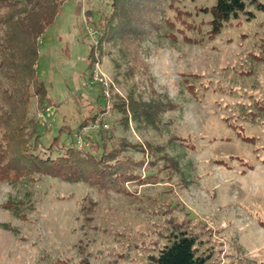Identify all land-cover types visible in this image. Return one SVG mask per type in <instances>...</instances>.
I'll return each mask as SVG.
<instances>
[{"label": "rangeland", "instance_id": "obj_1", "mask_svg": "<svg viewBox=\"0 0 264 264\" xmlns=\"http://www.w3.org/2000/svg\"><path fill=\"white\" fill-rule=\"evenodd\" d=\"M58 1L37 45L42 91L27 87L17 131L0 127V264H147L172 223L210 264H264V13L213 33L214 0H176L129 43L99 40L109 0ZM131 103L160 120L134 121ZM36 122L42 143L63 130L64 147L119 150L138 177L101 189L18 175Z\"/></svg>", "mask_w": 264, "mask_h": 264}, {"label": "trees", "instance_id": "obj_2", "mask_svg": "<svg viewBox=\"0 0 264 264\" xmlns=\"http://www.w3.org/2000/svg\"><path fill=\"white\" fill-rule=\"evenodd\" d=\"M175 1L109 0L111 12L105 18V27L99 40L122 39L131 43L146 37L154 27L156 16L164 15L165 8H170ZM61 6L62 3L58 0H0V77L4 83L7 82L3 86L0 81V101L5 102V107L0 103V127L5 129V133L19 120L21 106L23 111L26 110L27 87L33 86L36 93L42 91L44 84L38 83L36 77L38 40L46 28L52 25ZM255 12L264 13V3L261 0H214V4L208 9L211 31L217 33L224 25L241 18L251 21L255 18ZM129 52L125 53L127 59ZM87 60L89 66L94 63L93 49ZM16 83L23 85L22 92L18 90ZM142 104L134 108L133 103L128 106L133 120L155 125L160 120L158 109L150 103ZM33 128L31 138L37 141V146L31 147L34 143L30 139L28 151L21 149L20 156L16 154L13 157L12 167L9 168L18 171V175L26 173L31 177L46 175L67 182L82 181L101 189H118L122 183L138 177L135 175L138 163L128 158L122 160L119 150L106 149L102 145L83 150L66 145L64 147L61 145L63 130H58L52 137L59 141L57 145L53 140L44 144L42 136L48 132L45 129L47 127L36 122ZM14 131H17L15 126L11 129L12 133ZM8 147H0V155L8 151ZM164 238L165 242L155 255L148 257L147 264H210L211 255L201 250V240L192 230L179 223H172Z\"/></svg>", "mask_w": 264, "mask_h": 264}, {"label": "built area", "instance_id": "obj_3", "mask_svg": "<svg viewBox=\"0 0 264 264\" xmlns=\"http://www.w3.org/2000/svg\"><path fill=\"white\" fill-rule=\"evenodd\" d=\"M44 115H45V113L40 115V118H42L43 120H44Z\"/></svg>", "mask_w": 264, "mask_h": 264}]
</instances>
